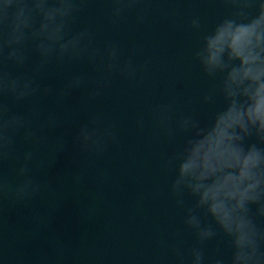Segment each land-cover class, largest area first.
I'll return each instance as SVG.
<instances>
[{
  "label": "clouds",
  "instance_id": "obj_1",
  "mask_svg": "<svg viewBox=\"0 0 264 264\" xmlns=\"http://www.w3.org/2000/svg\"><path fill=\"white\" fill-rule=\"evenodd\" d=\"M90 2L0 0V204L26 203L48 189L36 173L65 150L64 137L50 141L48 133L71 123L59 109L74 92H82V105L92 104L114 78L143 83L150 73V60L137 61L139 46L126 55L111 39L95 43L94 28L80 25ZM99 2L109 5L106 19L112 25L130 15L143 25L153 11V0ZM220 2L228 10L213 25L203 28L202 17L193 14L188 28L199 35L192 60L210 82L199 102L215 105L221 98L223 107L204 124L190 99L178 109L177 93L135 120L138 131L150 124L169 143L183 137L162 167L173 173L168 193L194 240L186 248L182 230L159 238L160 254L152 264H168L170 258L175 264H264V0ZM69 67L73 70L62 74ZM53 74L58 86L43 83ZM47 98L56 107L45 111L41 101ZM21 141L27 147L18 153ZM72 141L82 158L73 178L79 184L85 162L119 145L117 123L89 112L76 123ZM53 146L49 156L46 150ZM9 162L15 163L13 179L5 172ZM223 245L230 249L227 257Z\"/></svg>",
  "mask_w": 264,
  "mask_h": 264
},
{
  "label": "water",
  "instance_id": "obj_2",
  "mask_svg": "<svg viewBox=\"0 0 264 264\" xmlns=\"http://www.w3.org/2000/svg\"><path fill=\"white\" fill-rule=\"evenodd\" d=\"M108 7L106 2L91 0L80 25L94 28L99 46L111 39L126 55L139 46L137 61L150 60V73L143 83L114 78L105 95L92 104H81L80 91L66 100L59 110L71 123L48 133L50 141L63 136L65 150L36 173L48 189L26 203L0 204V264H152L160 254L159 238L182 230L186 248L194 240L182 224V210L168 193L173 173L162 167L170 153L182 146L183 137L169 143L150 124L138 131L135 120L139 114L147 116L151 105L178 93L182 97L178 109L183 110V100L190 99L195 115L210 123L223 101L199 102L210 82L192 60L199 35L188 28V21L198 14L207 29L228 9L220 0H153L145 24H136L130 15L112 25L106 19ZM72 70L69 67L62 74ZM43 83L58 86L60 78L53 74ZM41 103L45 111L56 107L51 98ZM14 110L23 111L24 106L14 105ZM92 111L116 121L120 143L102 158L85 162L87 173L77 184L73 178L81 170L82 158L76 156L72 137L76 123ZM26 147L21 141L18 153ZM46 151L52 156L55 148ZM14 166V162L5 166L10 179ZM222 250L226 257L230 255L227 245ZM168 264H175L174 258Z\"/></svg>",
  "mask_w": 264,
  "mask_h": 264
}]
</instances>
